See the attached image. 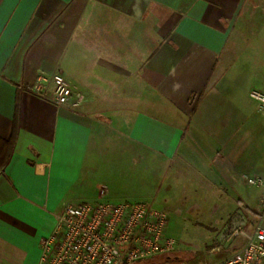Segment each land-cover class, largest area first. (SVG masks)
I'll use <instances>...</instances> for the list:
<instances>
[{
    "label": "crops",
    "instance_id": "1",
    "mask_svg": "<svg viewBox=\"0 0 264 264\" xmlns=\"http://www.w3.org/2000/svg\"><path fill=\"white\" fill-rule=\"evenodd\" d=\"M0 10V264H40L57 215L113 204L103 182L133 157L173 173L193 152L237 167L239 78L215 77L238 26L264 24V0H0ZM55 74L81 103H52ZM260 198L255 210L237 200L228 219L241 207L264 226Z\"/></svg>",
    "mask_w": 264,
    "mask_h": 264
},
{
    "label": "rangeland",
    "instance_id": "2",
    "mask_svg": "<svg viewBox=\"0 0 264 264\" xmlns=\"http://www.w3.org/2000/svg\"><path fill=\"white\" fill-rule=\"evenodd\" d=\"M215 78H224L225 82L239 78L237 167L211 168L203 158L204 152H193L197 156L192 160L176 161L177 170L173 173L165 162L156 169V161L149 160L146 166L141 158L133 157L123 162L116 177L103 182L117 197L113 204L152 203L166 214L165 235L176 243V253L170 262L173 264L217 261L220 254L209 252L218 231L212 229L223 226L237 207V200L255 210L264 195V187H250L242 180L252 175L264 178V112L247 101L249 90L264 92V24L249 22L238 26ZM219 88L221 94H229L228 85ZM152 163L156 164L151 167Z\"/></svg>",
    "mask_w": 264,
    "mask_h": 264
},
{
    "label": "built area",
    "instance_id": "3",
    "mask_svg": "<svg viewBox=\"0 0 264 264\" xmlns=\"http://www.w3.org/2000/svg\"><path fill=\"white\" fill-rule=\"evenodd\" d=\"M42 80L38 78L36 91L45 96ZM50 82L54 105L83 101V95L61 74L53 75ZM248 97L264 112V92L253 88ZM242 180L250 187H264L260 176H244ZM259 209L261 220L264 195ZM166 226V214L145 202L67 205L57 215L52 233L40 241V264H173L176 243L165 235ZM239 241L240 248L212 264H264V226L261 221L251 225L243 210L226 221L209 252L221 255Z\"/></svg>",
    "mask_w": 264,
    "mask_h": 264
},
{
    "label": "snow or ice",
    "instance_id": "4",
    "mask_svg": "<svg viewBox=\"0 0 264 264\" xmlns=\"http://www.w3.org/2000/svg\"><path fill=\"white\" fill-rule=\"evenodd\" d=\"M9 2H11V0H9ZM3 19V13H2V10H0V21H2Z\"/></svg>",
    "mask_w": 264,
    "mask_h": 264
}]
</instances>
